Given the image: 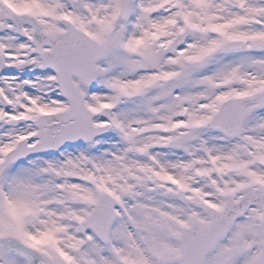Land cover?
<instances>
[{
    "label": "snow or ice",
    "instance_id": "1",
    "mask_svg": "<svg viewBox=\"0 0 264 264\" xmlns=\"http://www.w3.org/2000/svg\"><path fill=\"white\" fill-rule=\"evenodd\" d=\"M0 264H264V0H0Z\"/></svg>",
    "mask_w": 264,
    "mask_h": 264
}]
</instances>
